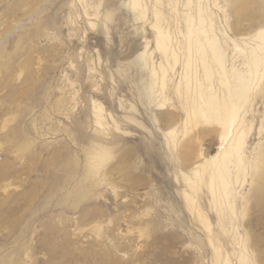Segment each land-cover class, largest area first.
<instances>
[{"label": "rangeland", "instance_id": "374dc122", "mask_svg": "<svg viewBox=\"0 0 264 264\" xmlns=\"http://www.w3.org/2000/svg\"><path fill=\"white\" fill-rule=\"evenodd\" d=\"M130 1L0 0V264H264V46L229 136L210 117L183 133L173 86L190 70L222 95V78L246 76L264 0ZM157 18L178 63L156 110L134 82L149 83L164 55ZM206 40L224 54L223 75ZM228 144L229 185L213 189L211 158Z\"/></svg>", "mask_w": 264, "mask_h": 264}, {"label": "bare ground", "instance_id": "6f19581e", "mask_svg": "<svg viewBox=\"0 0 264 264\" xmlns=\"http://www.w3.org/2000/svg\"><path fill=\"white\" fill-rule=\"evenodd\" d=\"M131 6L136 10L139 8V0H131ZM110 13L106 14L107 18H110ZM158 17V16H157ZM153 27L156 33V50L162 52L161 60L157 64H152L149 68V74L151 76V81L149 83L145 82L144 75L142 74L134 82V87L136 88V94L140 101L143 104V99L145 97H155L152 99L151 103L154 104L155 109H163L167 104V95L166 91L170 89L168 87L171 77L169 76V68L174 69L178 63V54L174 49L169 51V41L171 38L163 30L159 19L155 20ZM201 32H205L203 28L200 29ZM199 32V31H198ZM192 34H189L190 36ZM196 43L198 46H203L200 36L196 35ZM191 38V37H190ZM254 38L261 43H257L254 48L249 50V72L248 74L242 75L239 74L238 81L235 84H231L228 78H222L220 84L227 86V91L222 95L217 94V91H213V85L208 89V91L203 89L201 84L195 83L191 80L190 70L184 71L182 74V81L174 83V89L177 95L182 98L181 103L185 112V121L182 132L187 134L190 130L189 125H198L202 117L204 118H215L219 124L222 126V137L229 136L233 130L234 125L236 124L238 117L237 113L239 108L243 105L244 99L247 97L249 90L251 89V81L255 77V74L259 71V66L262 62V54L258 52L259 49H262L264 46V29L258 30L254 34ZM207 48H203V53H206V57L209 56L211 64L214 63L221 70L220 74L226 73L224 69V54L220 52L219 48L215 44L214 40H206ZM193 46V41L189 39L187 44L186 51L191 52ZM153 57V52L150 53ZM190 57V56H189ZM153 60V59H152ZM134 66L137 67V71L140 72L147 64V55L145 51H141L133 59ZM210 65L205 66V72L207 78L209 79L214 72V69ZM189 61L183 63V67H188ZM226 75V74H225ZM159 91V94L157 93ZM156 94V95H155ZM134 108V107H133ZM162 116L165 119L172 120V114L167 110L162 112ZM199 117V118H198ZM134 121L139 126L143 125V122L136 119H129ZM152 120L156 123L160 120L152 114ZM98 121L102 122L99 118ZM169 123V122H168ZM193 127V126H192ZM242 132H240L239 139L242 138ZM165 136H169V132H164ZM240 143V140L236 142V145ZM232 144H228L227 148L224 150L218 151L211 158V161L214 163V171L210 176V183L213 189L220 188L222 191H225L229 185V178L231 173V158L230 154L234 151L232 149ZM237 147H233L235 150ZM97 155V164H102L108 158V153L105 149L99 148L96 151ZM99 156V157H98ZM205 163H202L203 166ZM97 166L90 165L88 170L94 172ZM198 172V171H197ZM217 178V183L219 187L216 186L214 180Z\"/></svg>", "mask_w": 264, "mask_h": 264}]
</instances>
